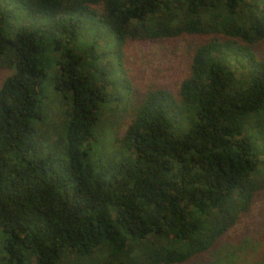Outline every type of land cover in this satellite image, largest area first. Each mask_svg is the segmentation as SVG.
<instances>
[{"label":"trees","instance_id":"1","mask_svg":"<svg viewBox=\"0 0 264 264\" xmlns=\"http://www.w3.org/2000/svg\"><path fill=\"white\" fill-rule=\"evenodd\" d=\"M185 37L177 92L147 88L105 150L122 49ZM263 45L264 0H0V264H234L264 196Z\"/></svg>","mask_w":264,"mask_h":264},{"label":"rangeland","instance_id":"2","mask_svg":"<svg viewBox=\"0 0 264 264\" xmlns=\"http://www.w3.org/2000/svg\"><path fill=\"white\" fill-rule=\"evenodd\" d=\"M196 42L195 38L185 37L158 43L133 41L126 44L120 52L119 62L124 82L118 85L116 82L114 91L121 97L125 96V99L129 95V107L127 104L120 105L118 114L111 111L109 113L106 110L103 112L98 131L106 142L105 150L119 151L120 140L132 118L130 107L136 105L147 88L155 85L165 87L173 93L177 92L180 82L188 74L192 49ZM102 44L103 42L100 43V47ZM102 49L108 52L109 47L104 46ZM262 51H264V45ZM107 60L115 65V58L108 53ZM12 72L10 69L0 68V87ZM56 109H61L58 100L51 103L48 117L53 126L61 121V117L54 114ZM47 131H54L50 123ZM228 237L229 243L239 249L238 258L234 264H264V196L258 197L250 213L230 230ZM3 239L4 234L0 229V257L4 255Z\"/></svg>","mask_w":264,"mask_h":264}]
</instances>
